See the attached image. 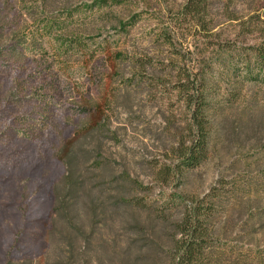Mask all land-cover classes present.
<instances>
[{
  "label": "rangeland",
  "instance_id": "obj_1",
  "mask_svg": "<svg viewBox=\"0 0 264 264\" xmlns=\"http://www.w3.org/2000/svg\"><path fill=\"white\" fill-rule=\"evenodd\" d=\"M187 1L0 0V264L47 251L53 188L65 173L56 154L83 125L98 121L107 128L83 140L92 148L97 137L103 142L105 181L112 169L128 167L153 184V168L168 161L173 143L167 123L178 127L185 117L178 70L188 51L215 40L191 18L180 20ZM254 10L264 15V0H209L207 17L219 24L213 34L230 41L240 22L231 16ZM217 59L220 84L250 78L249 72L260 76L264 104V64L251 56L236 71L237 57ZM221 171L218 161L208 163L189 174L187 189L205 192ZM165 192L158 185L151 198ZM263 226L256 225L253 239L240 230L229 237L235 257L252 248L251 258L264 260Z\"/></svg>",
  "mask_w": 264,
  "mask_h": 264
},
{
  "label": "trees",
  "instance_id": "obj_2",
  "mask_svg": "<svg viewBox=\"0 0 264 264\" xmlns=\"http://www.w3.org/2000/svg\"><path fill=\"white\" fill-rule=\"evenodd\" d=\"M208 9L209 0H188L180 13L181 21L191 18L215 40L188 51L189 60L178 70L175 89L185 117L178 127L167 123L173 143L166 149L168 161L153 168V184L132 176L128 167L112 169L105 181L103 142L97 137L100 143L92 148L83 140L107 128L98 121L83 125L56 154L65 173L53 188L47 251L36 260L8 264H264L247 253L252 248L235 257L228 244L236 230L253 239L256 225H264L260 76L249 72L250 78L220 84L215 62L226 54L237 57L236 71L247 68L251 56L264 64V15L254 10L231 16L240 21L235 37L221 41ZM214 161L222 169L216 182L203 193L189 191V174ZM158 185L166 192L156 200L151 194Z\"/></svg>",
  "mask_w": 264,
  "mask_h": 264
}]
</instances>
